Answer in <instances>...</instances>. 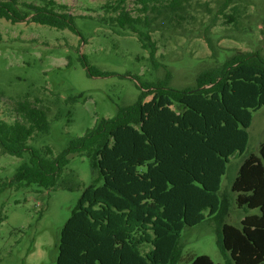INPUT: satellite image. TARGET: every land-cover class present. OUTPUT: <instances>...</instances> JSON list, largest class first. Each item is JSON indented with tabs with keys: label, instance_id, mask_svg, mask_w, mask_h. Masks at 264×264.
Instances as JSON below:
<instances>
[{
	"label": "trees",
	"instance_id": "16d2710c",
	"mask_svg": "<svg viewBox=\"0 0 264 264\" xmlns=\"http://www.w3.org/2000/svg\"><path fill=\"white\" fill-rule=\"evenodd\" d=\"M186 1L137 0L142 15L134 18L117 7V22L155 51L149 33L138 27L151 29L166 11H182ZM31 16L34 23L82 36L78 18L54 0L44 6L0 0L1 19L16 24ZM80 63L89 77L115 75L85 56ZM135 79L137 101L99 119L57 157L50 147L30 145L37 134L50 132L47 108L21 99L14 122L0 114L1 154L28 155L0 193L33 185L55 189L70 156H86L98 177L60 232L56 264H179L183 231L220 217L221 252L233 264H264V142L259 156L242 161L231 188L234 200L219 195L231 159L247 152L254 113L264 107L263 55L225 57L202 72L193 88L171 87V74L156 83ZM232 204L244 211L239 228L225 222ZM189 264L215 263L203 255Z\"/></svg>",
	"mask_w": 264,
	"mask_h": 264
},
{
	"label": "rangeland",
	"instance_id": "374dc122",
	"mask_svg": "<svg viewBox=\"0 0 264 264\" xmlns=\"http://www.w3.org/2000/svg\"><path fill=\"white\" fill-rule=\"evenodd\" d=\"M20 1L44 6L49 0ZM54 1L78 18L81 37L34 23L32 16L16 24L0 18V114L14 122L21 99L47 108L50 132L37 134L30 145L50 147L54 157L99 119L112 118L119 107L134 104L140 94L135 77L156 83L171 74V87L193 88L202 72L225 57L252 52L264 57V0H187L182 11H166L151 29L138 27L149 33L155 51L152 45L144 48L139 33L117 22V7L134 18L142 15L137 0ZM84 56L115 75L89 77L80 63ZM249 135L246 154L231 159L222 179L219 195L226 193L231 202L242 161L251 154L259 156L264 142V107L254 113ZM24 161L28 155L19 159L0 152V185L11 181ZM97 177L89 158L76 154L70 156L55 189L33 185L1 192L0 264H56L60 232ZM243 216L244 211L233 205L225 222L239 228ZM220 219L183 231L179 264L203 255L215 264H233L218 245Z\"/></svg>",
	"mask_w": 264,
	"mask_h": 264
},
{
	"label": "crops",
	"instance_id": "0c3cea01",
	"mask_svg": "<svg viewBox=\"0 0 264 264\" xmlns=\"http://www.w3.org/2000/svg\"><path fill=\"white\" fill-rule=\"evenodd\" d=\"M234 206H235V205H234ZM235 208H236V206H235ZM237 209H238V208H237ZM243 218H244V216H243ZM243 218H242V219H243ZM241 221H242V220H241ZM240 223H241V222H240Z\"/></svg>",
	"mask_w": 264,
	"mask_h": 264
}]
</instances>
